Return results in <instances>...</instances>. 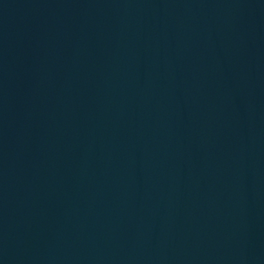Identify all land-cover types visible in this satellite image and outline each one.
Instances as JSON below:
<instances>
[{
    "label": "water",
    "instance_id": "95a60500",
    "mask_svg": "<svg viewBox=\"0 0 264 264\" xmlns=\"http://www.w3.org/2000/svg\"><path fill=\"white\" fill-rule=\"evenodd\" d=\"M0 264H264V0H0Z\"/></svg>",
    "mask_w": 264,
    "mask_h": 264
}]
</instances>
